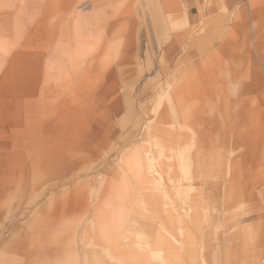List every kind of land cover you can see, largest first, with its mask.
<instances>
[{
	"label": "rangeland",
	"instance_id": "obj_1",
	"mask_svg": "<svg viewBox=\"0 0 264 264\" xmlns=\"http://www.w3.org/2000/svg\"><path fill=\"white\" fill-rule=\"evenodd\" d=\"M0 264H264V0H0Z\"/></svg>",
	"mask_w": 264,
	"mask_h": 264
},
{
	"label": "crops",
	"instance_id": "obj_2",
	"mask_svg": "<svg viewBox=\"0 0 264 264\" xmlns=\"http://www.w3.org/2000/svg\"><path fill=\"white\" fill-rule=\"evenodd\" d=\"M226 20H227V18L223 19L221 23H224ZM258 29L261 30L262 29V25H260V24L258 25V27L256 29L257 32L259 31Z\"/></svg>",
	"mask_w": 264,
	"mask_h": 264
}]
</instances>
